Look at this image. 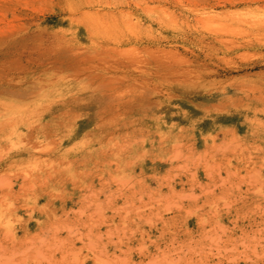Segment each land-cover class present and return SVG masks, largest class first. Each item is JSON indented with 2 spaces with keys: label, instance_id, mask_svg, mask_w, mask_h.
Wrapping results in <instances>:
<instances>
[{
  "label": "rangeland",
  "instance_id": "374dc122",
  "mask_svg": "<svg viewBox=\"0 0 264 264\" xmlns=\"http://www.w3.org/2000/svg\"><path fill=\"white\" fill-rule=\"evenodd\" d=\"M0 264H264V0H0Z\"/></svg>",
  "mask_w": 264,
  "mask_h": 264
},
{
  "label": "bare ground",
  "instance_id": "6f19581e",
  "mask_svg": "<svg viewBox=\"0 0 264 264\" xmlns=\"http://www.w3.org/2000/svg\"><path fill=\"white\" fill-rule=\"evenodd\" d=\"M235 46H236V49H238V48L244 47L245 44L238 43V44H235ZM80 66H81V64L77 63L75 67H76V68H81ZM31 131L33 132L34 130L31 129ZM36 131H37V130H36ZM104 211H105V210H104ZM91 236H92V235H91ZM96 257H97V256H96Z\"/></svg>",
  "mask_w": 264,
  "mask_h": 264
}]
</instances>
